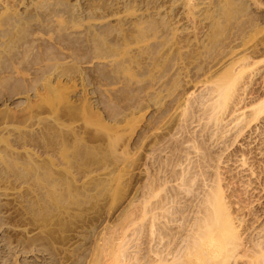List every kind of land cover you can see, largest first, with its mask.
<instances>
[{"label":"rangeland","instance_id":"1","mask_svg":"<svg viewBox=\"0 0 264 264\" xmlns=\"http://www.w3.org/2000/svg\"><path fill=\"white\" fill-rule=\"evenodd\" d=\"M220 1L0 0V264H121L145 246L146 184L180 171L175 142L201 140L225 65L264 48V0H234L232 16ZM254 60L247 111L264 81V54ZM240 139L227 165L245 182ZM242 182L228 192L245 198Z\"/></svg>","mask_w":264,"mask_h":264},{"label":"bare ground","instance_id":"2","mask_svg":"<svg viewBox=\"0 0 264 264\" xmlns=\"http://www.w3.org/2000/svg\"><path fill=\"white\" fill-rule=\"evenodd\" d=\"M218 6L221 16H232L238 10L234 0H221ZM260 54H264V48H254L225 65L203 110L206 121L201 140H190L188 149L175 142L173 148L178 151L177 157L182 158L178 163L180 171H173L163 179L155 177L146 184L148 190L138 214L144 230L139 240L145 246L141 248L138 244V249L127 257L124 249L115 250L117 257L125 255L121 264H264V205L259 201L260 196L252 195V189L260 185V191L264 190V183L258 180L260 174L263 177L264 168L256 169L249 156L257 150L249 147L252 139L261 135V146L257 147L256 154L261 153L264 160V81L259 84L260 89L257 87L250 92L255 102L249 105L248 111L245 110L247 103L238 105L246 99L238 92L244 93L252 83L251 79L246 84L244 72L258 63L254 58ZM236 92L238 98L235 99ZM230 114L232 118L228 121ZM220 126V133L214 137L213 130ZM247 136L250 141L245 140ZM238 137L244 140L242 144L246 143V150L238 159L241 166L246 165L244 170L249 171L245 182L227 165L235 149L227 150ZM219 143L220 148L213 151ZM168 177L178 178L177 185L162 187ZM238 182L245 184V198L236 195L232 188L228 192L230 185ZM254 200L260 206L249 207ZM245 208L250 218H246ZM258 221L260 223L255 225ZM107 246L111 247L110 240Z\"/></svg>","mask_w":264,"mask_h":264}]
</instances>
